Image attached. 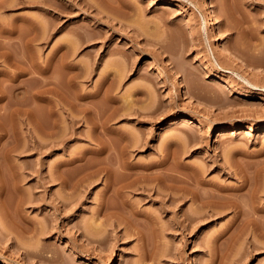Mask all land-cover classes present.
<instances>
[{
	"label": "rangeland",
	"instance_id": "obj_1",
	"mask_svg": "<svg viewBox=\"0 0 264 264\" xmlns=\"http://www.w3.org/2000/svg\"><path fill=\"white\" fill-rule=\"evenodd\" d=\"M29 1L34 4L0 7V93L16 90L21 103L32 102L29 97L37 90L35 79L42 76L30 73L13 82L9 74L27 68L32 59L46 64L59 42H77L81 31L92 40L73 57V63L89 69L77 88L69 89L59 67L52 71L54 64L51 75L40 79L63 81V95H69L68 99L76 95V89L77 94L90 96L88 105L96 107V113L101 111L100 116L105 113L102 120L114 107L113 115L135 114L110 116L108 123L104 120L113 130L109 135L113 148L119 147L120 132L134 133L140 145L147 142L145 149H129L132 166L156 164L168 154L173 170L182 165L188 170L198 168L207 183L232 189L241 185L245 173L253 175L264 169V0H207L215 13L213 27L206 25L210 10L204 6L205 0H122L126 2L123 7L121 0H48L60 11L61 19L37 3L48 1ZM72 1L76 6L67 8ZM8 3L14 5L12 0ZM202 58L208 65H201ZM209 69L216 75L208 77ZM160 71L165 76L160 77ZM180 82L184 89L179 88ZM228 85L233 88L227 89ZM82 101L78 105H84ZM7 102H0V128L9 130L6 138L0 137V264H264V252L252 251L247 240L238 239L236 226L227 231L233 213L209 218L184 231L172 226L181 213L176 216L168 205L165 211L159 197L147 198L140 192L126 195L142 212L153 216L149 231L142 233L144 237L131 236L129 231L126 236L122 226L118 235H107L99 246L95 223L106 191L105 179L86 184L76 194L46 180L73 154L98 149L91 141L97 134H92V125L77 124L72 136L68 120L64 149L46 154L24 152L26 126L7 115L10 110L3 109ZM43 105L36 102L33 107ZM70 106L66 107L69 115L79 120L85 115L80 107ZM175 119H192L195 124L171 126ZM198 124H203L201 130ZM35 134L43 139L41 133ZM64 168L67 179L71 178L73 168ZM258 180L264 190V177ZM196 208L193 201L183 207L188 212ZM75 255L80 258L75 260Z\"/></svg>",
	"mask_w": 264,
	"mask_h": 264
},
{
	"label": "bare ground",
	"instance_id": "obj_2",
	"mask_svg": "<svg viewBox=\"0 0 264 264\" xmlns=\"http://www.w3.org/2000/svg\"><path fill=\"white\" fill-rule=\"evenodd\" d=\"M46 1H48V0H46ZM32 2H30L29 0H12V3H14V5H13V4H9L8 0H0V7L3 10L4 9L6 10V9H8V7L12 8V7L16 6L17 3L29 5ZM121 2H122L121 6L122 7L125 6L124 4L126 2L123 3L122 0H121ZM37 3H40L38 5H42L41 8L43 9V11L47 12L48 14L55 11L54 17H56L57 19H61V16L58 13L60 11L58 9L56 10L55 8H52V5L49 4V1L48 2H44V1L41 2L40 1ZM32 4H34V3H32ZM55 6H57V4H55ZM75 6H76L75 2L72 1L71 6L70 7L66 6V7L71 8V7H75ZM204 6L207 10H210L209 11L210 18H209V20L206 21V25L212 26L214 24L213 23L214 22L213 17H214L215 13H214L213 9H211L212 7H211L210 3H208L207 0L204 1ZM116 9L121 10L122 8L116 7ZM60 10H61V8H60ZM37 22L38 21H36L35 23H37ZM32 23H34V22L32 21ZM46 24H47V21H46ZM12 25H14V23ZM37 25H35V26H37ZM40 25H41V23H40ZM31 27H33V26H31ZM43 29H44V27H43ZM49 29H51V28H49ZM11 31H10V33H11ZM4 32H5V30H4ZM30 32H31V30H30ZM74 33L76 34V31ZM86 34L84 35V33H82L81 31H78L77 42H74L76 39L73 40L71 43L68 40H65L64 42L61 41L62 43L59 42V45L56 47V53L54 54V56H52V58L46 64L38 63L36 61L37 59L36 60L32 59L28 63L29 65L25 66L27 68L22 69L23 67L22 68L20 67L22 70H20V72L18 71L19 73L9 74V75H11L13 82L19 81L20 77H23V76L30 74V73L31 74L35 73L36 75L39 74L43 78L46 77L47 74L51 75L50 70L52 69V66L54 64L56 66H53L54 68L52 69V71H54V69H56L55 67H57V66L59 67L58 69L61 70L59 72L62 73V76H65L68 79L69 87H70L69 89L71 90V88H74V89L77 88V85L79 82L78 80L82 76L85 77V75L88 73L89 69L87 67L85 68L84 64H82V63H81L82 65L77 64L78 62L73 63V61H74L73 57L75 56L77 51H79V48L81 49L82 46L84 47V45H87L88 42H91L92 39L90 38V40H89V38H87L89 34L88 35H86ZM42 39H44V38H42ZM8 46H11V45H8ZM9 53H10V51H9ZM9 53H8V56H9ZM1 55L3 56L4 52ZM5 55H7V54H5ZM28 58H27V60H28ZM236 58H238V57H236ZM17 60H18V58H17ZM201 60H202L201 61L202 66L208 65V63H209L208 60H206L205 58H202ZM16 63H18V62H16ZM16 63H14V64H16ZM93 65H94V63H93ZM17 67H19L18 64H17ZM11 72H13V71H11ZM55 73H57V72H55ZM207 73H208L207 74L208 77L216 75V73L210 69L207 70ZM4 75H8V74L5 73ZM33 76H34V74H33ZM163 76H165L164 72L160 71V77H163ZM177 76H178V78H180V75H177ZM42 77H40V78H42ZM121 77H120V79H121ZM40 78L35 79V80H37L35 83L37 85V90L33 94L32 97H29V98H32L33 103L30 101H27V98L25 100V101H27L26 103L23 102L22 100H21L22 101V103H21L19 101V99L21 98V97L19 98L20 93L16 92V90H13L11 93H9V91H8V93L1 92L0 93V102L3 103L5 100H7L8 102L5 103V105L3 106V109L10 110L7 115L16 119L18 122H21V123L23 122L26 126V129H27L26 132H28V133H26V135L28 136V143L25 145V148L27 147V149L23 148V149H25L24 152L26 150L27 151L37 150L39 153H43V154L45 153L46 154L49 151L51 152V151L57 150L59 148L64 149L67 146L66 143L68 140L67 139L68 137H66V136H68V135H66L67 129H68V127L66 128V125H67L66 121H68V120L70 121L69 123H71V126H72V129L69 128L72 130V131L69 130V131H71L72 136L76 135V129L77 128L75 129V126H78L77 124H79V123L81 124V122H82V123H87V124L89 123L88 125H90V124L92 125V134L95 132L97 134H96V136L93 135V137H91V141L93 144L94 143L97 144L98 149H95V150L94 149H92V150H84L83 149L82 151L80 150V152H78V153L74 152L75 154H73V157L71 158V160H69V162H66V163L60 162L58 164L57 168L49 173L50 175L47 177L48 179H46V180H48L49 182H54V183L58 182L61 185V188H63V189L69 188L73 194H76V192L79 191L81 187H85L86 184L87 185L92 184L97 179L98 180L102 179V178L105 179L106 191L102 197V201L100 202L97 221L95 223V225H96L95 228L97 230V239H98L99 244H100L99 246H102V241L105 239V237L107 235H112V236H113V234L118 235L117 230L121 229L122 226H125L124 227L125 233L129 231V234L130 233L132 234L131 236L135 235L136 237L137 236L140 237V235L142 237H144L143 236L144 234H142V233H145L144 231H146V230H147V232L149 231L148 226L154 224L153 223L154 222L153 216L151 214L144 213V211L142 212L138 208L137 204L132 203L127 198V195H126L127 192H130V193L140 192L139 193L140 195H142V196L144 195L147 198L148 197L152 198L153 196H155L157 198L159 197L163 202L164 209H165V207L167 208V205L169 207H173L174 213L176 214V216L178 215V212L181 213V216H177L176 217L177 219L172 222V226L177 227V228H181L184 231L189 230V228L192 227L193 225L200 224L201 222H203L209 218L217 217V216L223 215L227 212L233 213V219L231 221V225L227 228V231L231 230L233 227L236 226L235 227V234H236L238 239L244 238L245 240H247V241H245V243L248 242L247 245L249 246V248L252 251H255L258 253L264 252V202L262 200L263 195H264V194L262 195V193H264V190H261L260 186L257 185V180L259 178L261 180V177H264V169H262V171H260V172L259 171L258 172L255 171L256 173L253 172L254 173V174L252 173L253 175H249L251 173H245L244 175L241 176V178H242L241 179L242 180L241 185L237 188L232 189V188H226V187H222L219 185L207 183L204 180L205 178L203 176V171L198 169V168H191V170H188L185 166L182 167L183 165L181 166V164H180L181 167H178V168L173 170V168L169 167L171 157L168 154L163 156L161 161L156 163V164H149V165L144 164L145 166L142 165L140 167L138 166V168L137 167L135 168L134 166L131 165L132 163L130 162L131 156L129 154V151H130L129 149L132 147H134V148L140 147L141 149H145V147H147V144H146L147 142L144 141L146 143L143 142V144L141 143V145H140V143H139L140 139L137 138V136L134 133L133 134L131 133L128 136V134L126 132H120V133H117V134H119L118 135L119 137L117 138L119 140V142L117 143L119 147H118V149L113 148L112 144L109 143L112 141L111 140L112 137L109 135H110V132L113 130L109 126L106 125L109 122V120L111 121V118L109 119L110 116L113 119V117L116 115H119V118L122 116L124 118V115H125V117H127V116L129 117V116H132L133 114L126 116V114L124 112H123L124 114L119 113L120 112V110H119V112H118L119 114L116 113V115H113L117 111V109H115V107H114L113 111L111 110V112H108L111 114L113 113L112 114L113 116L111 114L110 115L108 114V116H107V112H106V117H105L106 120L104 119L105 121H107V123H106L104 120H102V117L105 115V113H103V116H100V115H102L101 111L96 113V112H94L96 107L94 109H92L94 106L92 107V106L88 105L91 102L90 100H89V102L87 100L90 96H88L86 94L81 96V95L77 94L78 91H76L77 90L76 89L75 90L76 95H74L73 98H71L72 100L68 99L67 97H69V95H67V97L64 96L66 94H65V91L63 88V86H64L63 81L59 80V82H57L58 81L57 80L55 83H53V82H49V81H46V80L40 79ZM47 78H48V76H47ZM58 79H60V78H58ZM64 80H66V79H64ZM0 81H1V79H0ZM52 81H54V80L52 79ZM20 83H21V81H20ZM179 84H180L179 85L180 89H184L186 87L184 85V83H182V82H180ZM19 85H21V84H19ZM110 87H111V85H110ZM16 88H19V87H16ZM226 88L230 89V88H233V86L228 85ZM74 89H72L71 91H73ZM107 92H105V93L107 94ZM70 93H72V92H70ZM73 94H71V95H73ZM80 94H82V93L80 92ZM25 97H23V98L25 99ZM239 98L240 97H238L237 100H239ZM95 99H96V96H95ZM68 100H71V101H68ZM81 100H83L85 102L84 105H80V104H83L81 102L78 105V102ZM97 101H98V99H97ZM36 102H38V103L41 102L44 104L43 106H40V107L44 108V109H42L43 111L40 110L39 106H38L39 108L33 107L34 103H36ZM68 104L69 105L71 104V106H72V107L70 106L71 108L76 109V107L77 108L80 107L79 111H82V112L84 111L85 115L84 116L80 115V116H82V118L80 120L73 117L75 115L72 114L73 113L72 111H70V112H72L71 114L73 116L69 115L68 114L69 111L66 108L69 106ZM92 104L95 105L94 103H92ZM107 105H109V104H107ZM133 109L134 108H132V110ZM0 110H1V107H0ZM105 110H102V111H105ZM114 110H116V111H114ZM127 110L126 111L129 112L131 109L129 108ZM39 111H41L43 113L45 111V115H42L43 113L40 114L41 112L39 113ZM138 111H140V110H138ZM98 113H99V115H98ZM139 113H141V112H138V115H140ZM76 114H78V112ZM142 115L144 116L145 114L143 113ZM142 115H141V117H143ZM10 117H8V118H10ZM77 117H79V116H77ZM12 118H10V119H12ZM138 118H140V117H138ZM14 119H12V120H14ZM141 119H143V118H141ZM16 120H14V121H16ZM181 122H184L187 125L195 124V122L192 121V119H184V121L183 120L179 121V119H175V120L171 121L170 125L174 126V125L180 124ZM30 124L33 127V128L31 127L32 129L29 127ZM83 125H85V124H83ZM202 125L203 124H198V126H199L198 130H201L203 128ZM71 126H69V127H71ZM106 126L109 127L111 130H109ZM99 128L103 129L102 133H100L101 131H98ZM0 131L2 133L0 135L1 139L6 138L9 135V132H8L9 130H7L5 128H4V130H1V128H0ZM35 133H38V134L41 133L43 135V139H40L38 136H36ZM125 133H126V135H125ZM71 135H70V137H72ZM133 135L135 137H133ZM87 136L88 135H86V137ZM105 137H108V139L110 137L111 138L108 140ZM87 138H89V137H87ZM135 138H137L138 141ZM110 144H111V146H110ZM114 146H115V144H114ZM134 148H132V149H134ZM13 150H15V149H13ZM174 162H175V158L173 157L172 165ZM1 166H3V164ZM64 166H67L70 169L73 168V170H74V173L72 175L73 178L69 177L70 180H69V178L67 179L68 176L66 177V175H65L66 173H64L65 168H64V170L62 169V167H64ZM1 171H2V169H1ZM125 172H127V173H125ZM100 175L103 177H101ZM2 183H3V181H2ZM258 184H260V183H258ZM2 186H3V184H2ZM16 188H17V186H16ZM189 201H193V203L196 204L197 208L195 211L188 212V211H185L183 209L185 204ZM62 205H63V202H62ZM177 208H179V211L175 210ZM165 211H166V209H165ZM144 221H146V222H144ZM150 228H151V226H150ZM125 233H124V235L127 236L128 234L127 233L125 234ZM249 236L254 237V238L257 237V238H259V240L257 238H255L254 240L251 241L247 238ZM260 238H262L263 241L262 240L260 241ZM78 258H80V257L78 255H75L74 259L76 260Z\"/></svg>",
	"mask_w": 264,
	"mask_h": 264
}]
</instances>
